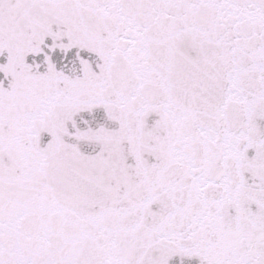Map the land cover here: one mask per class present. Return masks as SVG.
Instances as JSON below:
<instances>
[{"label": "snow or ice", "instance_id": "obj_1", "mask_svg": "<svg viewBox=\"0 0 264 264\" xmlns=\"http://www.w3.org/2000/svg\"><path fill=\"white\" fill-rule=\"evenodd\" d=\"M0 264H264V0H0Z\"/></svg>", "mask_w": 264, "mask_h": 264}]
</instances>
